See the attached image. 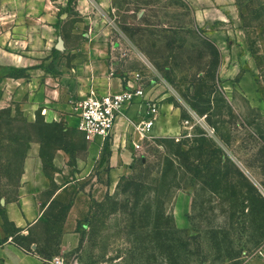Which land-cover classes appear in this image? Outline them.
I'll return each instance as SVG.
<instances>
[{
	"label": "rangeland",
	"instance_id": "obj_1",
	"mask_svg": "<svg viewBox=\"0 0 264 264\" xmlns=\"http://www.w3.org/2000/svg\"><path fill=\"white\" fill-rule=\"evenodd\" d=\"M58 15V74H75L71 57L93 41L117 74L144 76L159 115L113 171L108 146L92 150L76 122L0 103V200L17 197L32 142L50 178L44 200L68 185L26 246L67 264H264V212L249 214L236 174L264 195V0H68ZM67 228L80 240L61 252Z\"/></svg>",
	"mask_w": 264,
	"mask_h": 264
},
{
	"label": "crops",
	"instance_id": "obj_2",
	"mask_svg": "<svg viewBox=\"0 0 264 264\" xmlns=\"http://www.w3.org/2000/svg\"><path fill=\"white\" fill-rule=\"evenodd\" d=\"M67 3L68 0H0V103L17 98L27 103L31 111L40 110L48 121L76 122L78 126L77 116L67 112H74V97L82 98L93 89L122 90L133 76L117 74L103 57V48L90 40H84L71 57L75 74L68 71L70 68L60 74L55 71L57 58L52 51L60 31L58 14ZM145 111L144 105L135 102L117 118L115 140L107 145L112 152L109 160L113 171L130 164L136 150L134 144H140L143 138L134 123L144 118ZM89 143L96 152L104 148L100 138ZM29 148L17 197L0 200V264H52L51 259L39 253L37 243L26 246V238L45 217L51 200L68 185L56 189L51 198L44 200L50 178L46 174L42 143L32 142ZM58 152L54 157L56 165L63 151ZM68 220L72 222L71 215ZM79 240L77 230L67 228L61 237V252H69Z\"/></svg>",
	"mask_w": 264,
	"mask_h": 264
},
{
	"label": "built area",
	"instance_id": "obj_3",
	"mask_svg": "<svg viewBox=\"0 0 264 264\" xmlns=\"http://www.w3.org/2000/svg\"><path fill=\"white\" fill-rule=\"evenodd\" d=\"M143 78L140 73H135L122 90L101 92L93 89L75 102L74 113L78 118V130L88 141L100 138L104 147L114 142L117 118L128 105L135 102H140L146 107L144 118L134 123L136 129L143 137L151 134L158 120L159 106L149 97L148 87L143 83ZM134 145L140 146L138 143ZM50 262L67 264L64 256H57Z\"/></svg>",
	"mask_w": 264,
	"mask_h": 264
},
{
	"label": "trees",
	"instance_id": "obj_4",
	"mask_svg": "<svg viewBox=\"0 0 264 264\" xmlns=\"http://www.w3.org/2000/svg\"><path fill=\"white\" fill-rule=\"evenodd\" d=\"M204 111L205 110L201 112ZM259 153H263L262 148L259 150ZM236 174L240 180L247 182L246 185L248 186V189L240 196L244 199V207L248 209L249 214L253 217L259 216L260 213L264 212V195L262 194L261 190L255 184H253V182H251L242 171L238 170ZM262 184L264 186V181ZM234 192L235 193H232V196L236 195V191ZM38 251H40L39 253L43 255V250H41L40 247Z\"/></svg>",
	"mask_w": 264,
	"mask_h": 264
},
{
	"label": "water",
	"instance_id": "obj_5",
	"mask_svg": "<svg viewBox=\"0 0 264 264\" xmlns=\"http://www.w3.org/2000/svg\"><path fill=\"white\" fill-rule=\"evenodd\" d=\"M33 247L36 249L37 248V244H34Z\"/></svg>",
	"mask_w": 264,
	"mask_h": 264
},
{
	"label": "bare ground",
	"instance_id": "obj_6",
	"mask_svg": "<svg viewBox=\"0 0 264 264\" xmlns=\"http://www.w3.org/2000/svg\"><path fill=\"white\" fill-rule=\"evenodd\" d=\"M139 132V131H138ZM140 133V132H139ZM141 134V136L143 137V135H142V133H140Z\"/></svg>",
	"mask_w": 264,
	"mask_h": 264
}]
</instances>
